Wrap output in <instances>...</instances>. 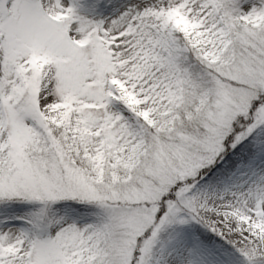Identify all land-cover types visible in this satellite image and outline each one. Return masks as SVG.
Listing matches in <instances>:
<instances>
[{"label": "rangeland", "instance_id": "1", "mask_svg": "<svg viewBox=\"0 0 264 264\" xmlns=\"http://www.w3.org/2000/svg\"><path fill=\"white\" fill-rule=\"evenodd\" d=\"M0 264H264V0H0Z\"/></svg>", "mask_w": 264, "mask_h": 264}, {"label": "trees", "instance_id": "2", "mask_svg": "<svg viewBox=\"0 0 264 264\" xmlns=\"http://www.w3.org/2000/svg\"><path fill=\"white\" fill-rule=\"evenodd\" d=\"M236 129H237V128H236ZM226 143L228 144V142H226ZM241 150H242V151H243V150H246V151H247V150H248V147H247V148L244 147L243 149H240V152H241Z\"/></svg>", "mask_w": 264, "mask_h": 264}]
</instances>
